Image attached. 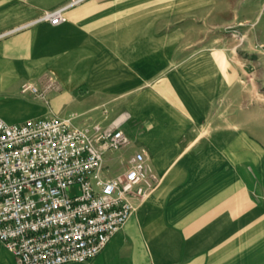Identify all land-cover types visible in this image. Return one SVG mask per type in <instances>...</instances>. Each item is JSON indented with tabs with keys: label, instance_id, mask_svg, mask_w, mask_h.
Masks as SVG:
<instances>
[{
	"label": "crops",
	"instance_id": "crops-1",
	"mask_svg": "<svg viewBox=\"0 0 264 264\" xmlns=\"http://www.w3.org/2000/svg\"><path fill=\"white\" fill-rule=\"evenodd\" d=\"M67 1H8L0 118H122L157 183L97 255L63 264H264V93L245 88L264 57L210 40L226 20L252 39L264 0H81L22 26ZM0 264H17L2 243Z\"/></svg>",
	"mask_w": 264,
	"mask_h": 264
},
{
	"label": "built area",
	"instance_id": "built-area-1",
	"mask_svg": "<svg viewBox=\"0 0 264 264\" xmlns=\"http://www.w3.org/2000/svg\"><path fill=\"white\" fill-rule=\"evenodd\" d=\"M79 1L42 11L22 26L58 24L64 10ZM21 90L38 92L31 83ZM121 120L95 124L89 135L73 115L0 118V243L17 264L94 257L131 214L130 197L142 198L154 188L157 179L143 149L134 150L122 170L107 174L104 152L130 145Z\"/></svg>",
	"mask_w": 264,
	"mask_h": 264
},
{
	"label": "rangeland",
	"instance_id": "rangeland-1",
	"mask_svg": "<svg viewBox=\"0 0 264 264\" xmlns=\"http://www.w3.org/2000/svg\"><path fill=\"white\" fill-rule=\"evenodd\" d=\"M9 0H0V25L6 24L9 22L10 16L16 11L20 10V6H10L8 4ZM259 2H262V0H258ZM238 26L234 24H229L228 20H226L225 24L222 26H211L210 31L212 34L211 37V44H221L222 42L225 43L226 46H236L240 53L243 60L244 58H247L248 60L256 61L257 58L264 57V51L263 47L261 46L262 43H264V12L262 13L261 17L257 20V23L255 24L253 28V38H244L243 40L240 38V34L238 32V28H244L245 26ZM240 30V29H239ZM218 38V39H216ZM254 50L257 52V54H249L248 51ZM260 61V60H258ZM259 67V63L256 64ZM243 76L250 77L248 75V72H243ZM258 82L257 85H247L245 88L249 90L250 88L253 90L256 89L258 92V95L260 96L261 93H264V82L261 78L260 71L258 72ZM110 121V120H109ZM108 123V122H107ZM98 124L93 123L90 125H84L88 128V131L90 132L89 135H91V129L92 126ZM102 124H105V121L102 122ZM100 125V124H99ZM107 125V124H106ZM135 147L132 145H128L120 150L115 151H106L104 152L103 156L106 161V164L108 165L109 169L107 174L112 175L114 173L119 172L122 170V167L127 164L128 159L134 152ZM70 192H74L76 190V187L73 186L70 189Z\"/></svg>",
	"mask_w": 264,
	"mask_h": 264
}]
</instances>
